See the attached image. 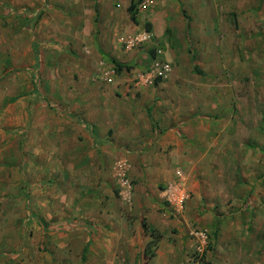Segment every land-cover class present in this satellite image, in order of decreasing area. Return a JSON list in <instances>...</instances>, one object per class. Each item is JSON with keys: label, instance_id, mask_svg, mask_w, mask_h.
I'll return each instance as SVG.
<instances>
[{"label": "crops", "instance_id": "obj_1", "mask_svg": "<svg viewBox=\"0 0 264 264\" xmlns=\"http://www.w3.org/2000/svg\"><path fill=\"white\" fill-rule=\"evenodd\" d=\"M142 1L94 3L95 17L91 31L87 30L88 43H83L82 35L77 37L84 54L80 55L83 69L77 71V66H67L62 72L64 80L48 68L47 83L42 85L37 72H33L38 69L32 68L30 72L34 81L27 84L25 93L30 92L31 98L16 104L15 129L21 146L15 152V160L22 170H34L31 185H38L39 177L51 169L67 171L64 184L70 186L74 182L73 185L86 186L85 201L97 208L94 207V216L89 218V226L83 225L87 221L81 219L82 212L73 221L68 215L60 222H52V215L47 212V223L41 221L40 225H34L36 230L27 228L25 232L32 231L39 244L45 240L53 251L50 257L39 255V247L32 261L14 258V264H87L93 250L98 251H95V260L100 264H264V243L252 240L253 236L242 237L248 231L244 232L241 227H234L233 234H238L237 237L227 238L226 225L217 223L216 219L229 214L223 208L224 203L232 202L230 195L226 192L215 195L207 177L197 180L200 168L209 165L206 155L214 144L212 113L215 108L214 103L207 101L208 85L195 78V74H201L198 67L195 65L193 69L195 77L190 76L183 66L172 65L176 56L168 50L163 61L172 66L169 79H156L147 86L144 82L135 84L138 70L103 49L112 46L118 53L123 45L126 49L125 41L139 39L126 50L147 41L157 17L152 9L158 3L155 0L151 7L141 10L138 5ZM168 3L163 0L164 5ZM132 4L136 7L137 22L128 11ZM100 18L104 32L96 27ZM110 32H123L124 37L108 44L112 39ZM155 33L152 34L154 43L161 41L163 35ZM42 45L36 43V46ZM146 47L136 49V57L149 56L153 66L158 59L157 55L152 57L151 50L158 53V47L150 44ZM102 60L108 65H103ZM112 60L124 68L118 71ZM60 68L57 70L63 67ZM75 72L79 74L77 80H74ZM21 86L15 82L16 90L23 93ZM200 146L205 147L204 152ZM130 181L134 186L130 199L132 209L123 208L125 204L118 198L119 186L130 187ZM168 185L178 188L174 207L168 196L173 188L166 196L162 192ZM183 190L194 196L188 198L182 194ZM214 200L221 204H215ZM84 218H88V213ZM20 228L24 233V228ZM195 228H212L219 234L205 252L200 249V237L190 236ZM92 231L106 239L84 237L86 233L92 235ZM153 234L160 238L153 248L154 256L149 257L147 246L157 237ZM111 253L114 254L112 262L107 257Z\"/></svg>", "mask_w": 264, "mask_h": 264}, {"label": "rangeland", "instance_id": "obj_2", "mask_svg": "<svg viewBox=\"0 0 264 264\" xmlns=\"http://www.w3.org/2000/svg\"><path fill=\"white\" fill-rule=\"evenodd\" d=\"M101 1L0 0V264H14V258L32 261L39 247V255L50 257L53 251L45 240L39 244L32 231L25 232L27 228L35 229L34 225L47 220V212L49 216L52 215V222H60L68 215L73 221L82 212L81 219L87 221L83 225L87 226L89 218L94 216L93 211L97 206L86 203V186L73 185L74 182L70 186L64 184L63 177L67 171L51 169L39 177L38 185H31L34 170H22L15 160V152L21 146L15 123L16 104L21 99L31 98L30 92L25 93V89L27 84L34 81L30 73L32 68L38 69H33V72H37L41 85L47 83L46 72L49 69L59 73L62 78V72L69 65L77 66V71L83 69V57L80 55L84 54L77 37L82 35L83 43H88L90 36L87 30L91 31L95 17L93 5ZM168 2L164 5L163 0H157L158 4L152 9L157 13L152 34H163L161 41L154 43L152 34H148L147 41L133 50H126L124 45L118 53L112 46L103 49L118 61L138 70L135 84L140 82V75L152 66L149 56L144 59L135 54L136 49L147 44L158 47L156 59L160 61L168 50H172L176 56L172 65L183 66L184 72L190 76H194V66L198 67L201 74L194 77L208 85L206 93L210 96L207 101L214 103L215 108L212 113L214 144L206 155L209 165L200 168L197 180L209 178L215 195L226 192L233 199L224 203L223 209L229 212L227 217L216 219L217 223L221 221L223 226L226 225L227 238L237 237L238 234H233L234 227H241L244 232L248 231L243 236L241 234L242 237L253 236L252 240L264 243V0ZM100 21L102 18L96 27L104 32ZM122 33L110 32L112 39L108 44L124 37ZM36 43L43 45L36 46ZM51 46L55 48L48 49ZM56 46L63 48L58 50ZM102 62L108 65L105 60ZM58 67L60 69L57 70ZM100 67L103 66L100 64ZM132 74L129 71V75ZM73 76L77 80L79 74L75 72ZM15 82L22 84L20 89L24 90L23 93L16 90ZM152 84L144 82L143 85ZM200 151L204 152L205 147L200 146ZM129 183L130 187L119 186L118 198L125 204L123 208L132 209L134 205L130 199L134 186L131 181ZM172 188L173 192L168 196L174 207L173 200L178 196L177 186L168 185L162 188V192L166 196ZM185 191L182 194L185 193L188 198L194 196ZM214 202L221 204L218 200ZM86 213L88 218H84ZM36 214L38 217H35ZM29 216L33 218L29 219ZM20 226L24 228V233ZM229 228L233 229L229 231ZM91 234L83 235L92 239L103 236L95 235L93 231ZM201 235L205 236L206 241L202 247L204 252L219 236L212 228H195L190 236L201 239ZM95 251H91V260L88 259L87 264H100L95 260ZM107 257L112 262L114 254H107Z\"/></svg>", "mask_w": 264, "mask_h": 264}, {"label": "built area", "instance_id": "obj_3", "mask_svg": "<svg viewBox=\"0 0 264 264\" xmlns=\"http://www.w3.org/2000/svg\"><path fill=\"white\" fill-rule=\"evenodd\" d=\"M155 0H143L138 6L141 10H145L154 4ZM139 42V39L134 38L125 41L126 48H131ZM172 66L169 62L163 60H157L149 71L140 75L139 81L152 84L156 79L167 80L171 76ZM183 199H180V201ZM206 244L205 236L201 235V246L200 249Z\"/></svg>", "mask_w": 264, "mask_h": 264}, {"label": "trees", "instance_id": "obj_4", "mask_svg": "<svg viewBox=\"0 0 264 264\" xmlns=\"http://www.w3.org/2000/svg\"><path fill=\"white\" fill-rule=\"evenodd\" d=\"M135 5L132 4L129 8V13H130V16H131V19L134 21V22H137V18H136V12H135ZM149 26V25H148ZM149 31L151 30V28H147ZM151 54H152V57L155 58L157 53H156V50L155 49H152L151 50ZM112 63L117 67L118 71H121L124 67L119 64L117 61L115 60H112ZM154 235V234H153ZM154 236H157L155 240L151 241L148 246H147V249H146V255L149 256V257H153L154 256V252L152 251L153 248H155L156 246V242L159 240L160 238V235H154Z\"/></svg>", "mask_w": 264, "mask_h": 264}, {"label": "bare ground", "instance_id": "obj_5", "mask_svg": "<svg viewBox=\"0 0 264 264\" xmlns=\"http://www.w3.org/2000/svg\"><path fill=\"white\" fill-rule=\"evenodd\" d=\"M22 103V102H21ZM176 189V188H175ZM174 195V194H173Z\"/></svg>", "mask_w": 264, "mask_h": 264}]
</instances>
